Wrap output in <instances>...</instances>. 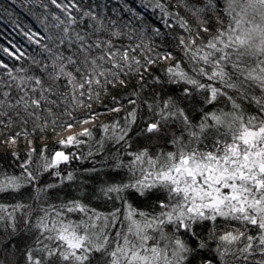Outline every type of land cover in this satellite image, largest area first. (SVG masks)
<instances>
[{"label": "snow or ice", "instance_id": "snow-or-ice-1", "mask_svg": "<svg viewBox=\"0 0 264 264\" xmlns=\"http://www.w3.org/2000/svg\"><path fill=\"white\" fill-rule=\"evenodd\" d=\"M117 2L0 44L7 142L86 125L0 159V264H264V0Z\"/></svg>", "mask_w": 264, "mask_h": 264}, {"label": "trees", "instance_id": "trees-1", "mask_svg": "<svg viewBox=\"0 0 264 264\" xmlns=\"http://www.w3.org/2000/svg\"><path fill=\"white\" fill-rule=\"evenodd\" d=\"M23 2L24 0H16L15 5H11L10 0H0V4H3V6L8 9V12L12 13L11 16H9L7 13H0V44H4L5 46H7V41L11 39L17 43H24L25 45H27V41L25 40V38L18 34V31L14 28L13 24L11 23V21L14 19L18 18L21 23L30 24L34 30L39 29V24L35 21L33 17H30L27 14L26 8L21 6ZM128 2L133 7H135L137 11L145 14L149 22L157 23L156 17L155 15H153L152 9L151 8L145 9L141 7L140 0H128ZM111 7H116L118 10H120V5L117 2V0H111L108 9L109 13ZM121 14L125 16V18H127L129 15L127 13H121ZM181 14L182 15L184 14L183 10H181ZM31 47H35V46H31ZM31 47L29 48V51L31 50ZM16 63L19 64L21 62H16ZM133 83H135V80H133ZM131 89H132V85L129 84L128 88L116 89L113 91L112 94L118 97H122L127 95L131 91ZM105 119L106 117L101 116L98 120H96V124L103 122ZM64 129H58L54 133L50 130L47 134L43 136L21 135V137L16 141L18 143L17 148H11L8 145L9 142L7 141H9V132L5 130L4 134L0 135V159H7L11 152H19V153L26 152L28 150V148H26L27 139H30V141H34L35 146L39 147L40 142L43 140V138H46V141H48L50 145V151H54L55 148H52L51 145L57 140H53V137H55L58 133L62 132ZM19 130L20 129L18 127H15L10 130V134L15 135V133ZM29 130H30V126H29ZM98 137H99V132H97V138ZM68 151H75V149L69 148ZM76 166H77L76 163H73L71 165V167H76Z\"/></svg>", "mask_w": 264, "mask_h": 264}, {"label": "rangeland", "instance_id": "rangeland-1", "mask_svg": "<svg viewBox=\"0 0 264 264\" xmlns=\"http://www.w3.org/2000/svg\"><path fill=\"white\" fill-rule=\"evenodd\" d=\"M94 123L96 124V121H94ZM86 125L84 124H80V125H77V126H74L73 128L71 129H67L65 128L62 132L58 133L55 137H53V140H57L59 141L60 139L66 137L67 135H70V134H73V133H76V132H79L82 130L83 127H85ZM65 131H67V133H65ZM43 140H46V138H43ZM30 139H27L26 140V148H29V147H32L33 145L29 143ZM8 145L11 147V148H17L18 147V143H8Z\"/></svg>", "mask_w": 264, "mask_h": 264}, {"label": "bare ground", "instance_id": "bare-ground-1", "mask_svg": "<svg viewBox=\"0 0 264 264\" xmlns=\"http://www.w3.org/2000/svg\"><path fill=\"white\" fill-rule=\"evenodd\" d=\"M65 133H67V131H65Z\"/></svg>", "mask_w": 264, "mask_h": 264}]
</instances>
